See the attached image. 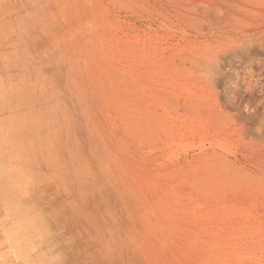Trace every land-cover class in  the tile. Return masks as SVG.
<instances>
[{"label":"rangeland","instance_id":"rangeland-1","mask_svg":"<svg viewBox=\"0 0 264 264\" xmlns=\"http://www.w3.org/2000/svg\"><path fill=\"white\" fill-rule=\"evenodd\" d=\"M0 264H264V0H0Z\"/></svg>","mask_w":264,"mask_h":264}]
</instances>
